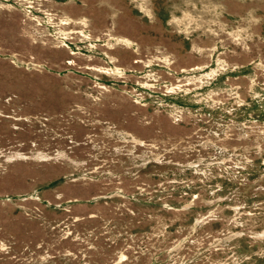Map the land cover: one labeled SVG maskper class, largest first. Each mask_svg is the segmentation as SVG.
Returning <instances> with one entry per match:
<instances>
[{"label": "rangeland", "instance_id": "1", "mask_svg": "<svg viewBox=\"0 0 264 264\" xmlns=\"http://www.w3.org/2000/svg\"><path fill=\"white\" fill-rule=\"evenodd\" d=\"M0 264H264V0H0Z\"/></svg>", "mask_w": 264, "mask_h": 264}, {"label": "bare ground", "instance_id": "2", "mask_svg": "<svg viewBox=\"0 0 264 264\" xmlns=\"http://www.w3.org/2000/svg\"><path fill=\"white\" fill-rule=\"evenodd\" d=\"M65 23V22H64Z\"/></svg>", "mask_w": 264, "mask_h": 264}]
</instances>
